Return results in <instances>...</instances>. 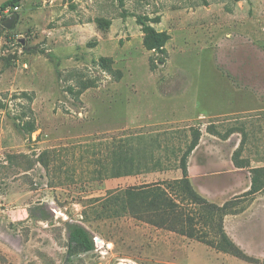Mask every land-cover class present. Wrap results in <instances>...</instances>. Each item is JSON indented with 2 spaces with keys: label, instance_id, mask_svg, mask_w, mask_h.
Segmentation results:
<instances>
[{
  "label": "rangeland",
  "instance_id": "1",
  "mask_svg": "<svg viewBox=\"0 0 264 264\" xmlns=\"http://www.w3.org/2000/svg\"><path fill=\"white\" fill-rule=\"evenodd\" d=\"M11 14L19 20L6 29ZM146 29L160 42L147 43ZM197 132L190 181L222 209L200 215L208 223L197 222L196 233L220 243L227 230L232 242L263 250L264 237L251 235L264 226V188L252 193L250 182L252 170L264 168V0H17L6 7L0 264H250L133 209L91 213L116 189L181 178L177 160ZM129 146L146 153L149 168L150 160L161 167L108 178ZM73 226L99 246L83 252L70 243Z\"/></svg>",
  "mask_w": 264,
  "mask_h": 264
},
{
  "label": "trees",
  "instance_id": "2",
  "mask_svg": "<svg viewBox=\"0 0 264 264\" xmlns=\"http://www.w3.org/2000/svg\"><path fill=\"white\" fill-rule=\"evenodd\" d=\"M17 0L9 1L0 8V13L9 5L13 4ZM149 33L148 41L160 42L158 37L150 29H146ZM156 47H162L158 45ZM154 48V47H152ZM193 139L188 143L185 151L177 160V170L181 172V178L171 181H160L150 184H142L138 187H127L124 189H116L110 192L105 199L96 200L101 204L91 206V213H102L107 207L115 206L117 208H126L130 211L129 214H134L135 217L140 218L142 215L158 218L161 224L158 226L165 227L167 230L174 233L185 236L189 239L196 240L198 242L205 243L211 248L225 250L236 258H239L247 263L256 264L257 262L245 256L241 250L226 236L222 231L220 235V243L216 239H209L208 234L198 235L195 231V225L197 222L206 224L208 220L206 218L199 217L205 215V212H215L222 208L209 204L193 187L187 169L188 158L194 149L197 147L200 134L196 133ZM131 154L128 156L123 153V150L117 154L112 161L110 173L108 178L117 179L122 177H132L138 174H153L156 169L161 167V161L150 160L152 166H147V155L141 152V148L138 146L135 150L131 146ZM153 156V155H152ZM251 192L255 193L264 188V182L260 183V177L264 176V168H258L252 170ZM135 202V205L132 203ZM134 206V207H131ZM142 209H141V208ZM185 209L191 213L185 214ZM186 210V211H187ZM193 210L195 212L193 213ZM85 214V213H84ZM195 216L193 217L192 215ZM197 215V219L196 218ZM197 220V221H195ZM149 222V221H148ZM154 221H151V224ZM199 223V224H200ZM69 242L75 244L83 252H92L96 249L92 234L87 229L81 226H73L69 232Z\"/></svg>",
  "mask_w": 264,
  "mask_h": 264
},
{
  "label": "crops",
  "instance_id": "3",
  "mask_svg": "<svg viewBox=\"0 0 264 264\" xmlns=\"http://www.w3.org/2000/svg\"><path fill=\"white\" fill-rule=\"evenodd\" d=\"M187 169H188V163H187ZM188 175H189V169H188ZM250 188H251V182H250ZM248 190H249V188L247 187L244 189L243 192H246ZM256 193H258V191L255 192V194ZM261 224H264V221H262ZM225 230H226V228H225ZM225 234L227 237H229V235H230L227 230H226ZM263 237H264V226H261L258 232L254 231L252 233L251 240L261 239ZM233 243L241 250V252L245 256L254 259L257 262L256 264H259V263L261 264V262H263V264H264V249L261 251L253 252V251L249 250V248H247L244 244H242L240 242H233Z\"/></svg>",
  "mask_w": 264,
  "mask_h": 264
},
{
  "label": "water",
  "instance_id": "4",
  "mask_svg": "<svg viewBox=\"0 0 264 264\" xmlns=\"http://www.w3.org/2000/svg\"><path fill=\"white\" fill-rule=\"evenodd\" d=\"M9 1H12V0H0V8L8 3ZM19 20V15L18 14H11L9 17H7V19L2 22V26L6 29H12L14 24ZM93 242H94V245L95 247L99 246L100 244V239L98 238H93Z\"/></svg>",
  "mask_w": 264,
  "mask_h": 264
}]
</instances>
